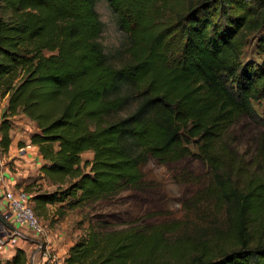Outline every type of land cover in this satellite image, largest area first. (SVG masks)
Here are the masks:
<instances>
[{
  "label": "trees",
  "instance_id": "obj_1",
  "mask_svg": "<svg viewBox=\"0 0 264 264\" xmlns=\"http://www.w3.org/2000/svg\"><path fill=\"white\" fill-rule=\"evenodd\" d=\"M108 3L129 38L122 65L101 41L97 0H0V97L8 96L0 148L9 150L13 118L25 115L38 127L31 141L44 159L40 171L58 185L30 201L41 209L76 208L138 186L151 158L180 160L192 155L190 143L226 186L221 167L233 159L226 134L245 116L264 123L254 107L264 100V0ZM253 31H260L263 61L243 63ZM87 151L92 159L83 160ZM259 190L229 199L241 207L238 229L246 208L252 217L264 210V186ZM102 228H90L70 246L65 263H153L156 236ZM4 257L0 252V264L30 260L21 247ZM190 264H264V243L244 241Z\"/></svg>",
  "mask_w": 264,
  "mask_h": 264
},
{
  "label": "rangeland",
  "instance_id": "obj_2",
  "mask_svg": "<svg viewBox=\"0 0 264 264\" xmlns=\"http://www.w3.org/2000/svg\"><path fill=\"white\" fill-rule=\"evenodd\" d=\"M97 10L104 22L101 41L110 59L122 65L129 59V38L120 30L108 0H97ZM260 31L249 32L242 62L263 61L257 48ZM133 103L120 116L132 112ZM254 107L264 118V100L254 101ZM15 124V123H14ZM15 127L27 129L19 122ZM225 140L232 154V163L221 167L224 186L217 179L209 163L199 155V146L190 143L192 155L177 161L163 163L151 158L141 167L142 184L128 187L113 195L71 207L49 204L46 209L31 204L45 228L37 234L30 227L15 222L17 229L26 235L28 253L43 252L51 243L60 244L59 249L72 246L92 227L101 230H136L157 237L153 248L152 264H190L199 256L216 257L244 241L250 245L264 243V210L257 216L246 208L241 229L236 225L241 211L229 199L250 192L259 193L264 186V123L249 117L240 118L226 134ZM3 151L0 148V155ZM93 153L83 154V160ZM29 196L39 191H51L57 184L42 177L39 167L31 173ZM44 179V180H43ZM236 194V195H235ZM8 209V208H6ZM55 254L56 251H51ZM3 259H6L4 257Z\"/></svg>",
  "mask_w": 264,
  "mask_h": 264
},
{
  "label": "crops",
  "instance_id": "obj_3",
  "mask_svg": "<svg viewBox=\"0 0 264 264\" xmlns=\"http://www.w3.org/2000/svg\"><path fill=\"white\" fill-rule=\"evenodd\" d=\"M7 104L8 96L4 98L0 97V122ZM19 122L25 123L28 128L23 130L22 128L18 129V127H15ZM37 129V124L25 115L20 114L15 116L13 118V127L10 130L11 144L9 150L3 152V155H0V227H4L2 234L5 237L3 254L6 255V259H10L14 255L17 247L25 249L29 255L27 246L24 244L28 242L27 239H25V237L23 238L22 235H16L17 225L10 220V215L7 214L8 209L6 208H8V201L5 198V192L11 189H22L28 184H33L34 180L31 181L30 177L33 169L39 167L40 171L44 159L40 154L39 146L33 144L31 141L32 133ZM40 174L42 177H46L41 171ZM50 241L51 243L48 245V248L51 251H56L55 254L51 253L57 259V264H66L64 259L71 245L67 248L59 249L60 244L58 242L53 240ZM32 252L35 253L37 250H33ZM42 258L44 259L45 257L43 256ZM38 259L42 261L40 260V256H38ZM29 264H32V260H29Z\"/></svg>",
  "mask_w": 264,
  "mask_h": 264
},
{
  "label": "built area",
  "instance_id": "obj_4",
  "mask_svg": "<svg viewBox=\"0 0 264 264\" xmlns=\"http://www.w3.org/2000/svg\"><path fill=\"white\" fill-rule=\"evenodd\" d=\"M5 198L8 201V212L7 214L11 215V221L13 223L19 222L32 230L37 232V234H44L45 228L42 225L40 219L38 218L32 204L30 201L29 194L23 189H11L5 192ZM4 231V227H0V252H3V246L5 244V237L2 235ZM16 235H22V237H26V235L20 232L17 229ZM40 247L37 252H31L30 260H32V264H57L55 256L52 255L51 250L48 248L43 252L40 251L42 247V243H39ZM5 255V254H4ZM40 256V260L38 259ZM45 257L44 259L42 257ZM44 260V261H43Z\"/></svg>",
  "mask_w": 264,
  "mask_h": 264
},
{
  "label": "water",
  "instance_id": "obj_5",
  "mask_svg": "<svg viewBox=\"0 0 264 264\" xmlns=\"http://www.w3.org/2000/svg\"><path fill=\"white\" fill-rule=\"evenodd\" d=\"M11 217H12V216L10 215L9 218L11 219Z\"/></svg>",
  "mask_w": 264,
  "mask_h": 264
}]
</instances>
